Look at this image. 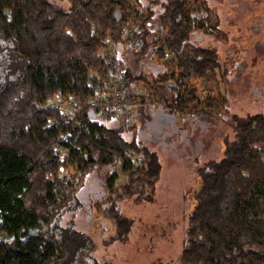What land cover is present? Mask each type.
I'll list each match as a JSON object with an SVG mask.
<instances>
[{
    "label": "trees",
    "instance_id": "16d2710c",
    "mask_svg": "<svg viewBox=\"0 0 264 264\" xmlns=\"http://www.w3.org/2000/svg\"><path fill=\"white\" fill-rule=\"evenodd\" d=\"M159 6L153 12L127 0H0V229L12 236L0 240V264H95L90 235L59 223L63 207L77 199L67 172H80L81 181L96 165L123 170L118 183L105 171L107 191L97 202L115 226L109 239L129 230L116 198L152 199L157 153L125 139L124 124L104 122L120 106L92 104L107 100L108 77L120 83L122 106L132 99L126 86L144 79L116 52L128 25V42L167 64L155 80L173 92V108L226 110L224 78L237 48L223 39L222 59L214 45L194 38L211 28L191 18L190 0ZM60 104L73 107L76 118L67 120ZM197 178L178 263L264 264V110L238 123L223 156L198 166ZM41 224L47 229L34 232Z\"/></svg>",
    "mask_w": 264,
    "mask_h": 264
},
{
    "label": "rangeland",
    "instance_id": "374dc122",
    "mask_svg": "<svg viewBox=\"0 0 264 264\" xmlns=\"http://www.w3.org/2000/svg\"><path fill=\"white\" fill-rule=\"evenodd\" d=\"M62 1L67 4V0ZM127 1L148 4L153 12L161 10V0ZM190 2L193 5L191 18L198 22L202 18L211 28L207 36L201 35L199 30L194 32V38L202 44L214 45L222 59L227 57L224 40L232 42L238 50L236 55H230L233 65L224 78L226 110L197 115L173 108L170 100L173 92L161 78L155 80L167 64L160 61L157 54L146 51L148 49L142 51L134 42L129 43L127 38L132 27L128 25L125 40L116 52L121 53V58L132 70H142L144 79L137 78L126 86L131 102L124 99L125 105L120 104L116 113L104 122L116 126L124 124V138H135L155 151L161 170L150 201L135 204L125 198H116L120 213L129 220L128 233L122 239H109L115 226L99 212L97 202L107 191L103 180L105 171L118 183L123 180V170L117 166L96 165L81 181L80 172H67V181L76 186L77 199L63 207L59 223L90 235L97 244L92 252L95 264H179L177 257L189 223L192 193L198 185V166L222 157L225 145L234 138L238 123L249 114L264 110V0ZM4 58V52L0 51V63ZM3 71L4 66H1L0 73ZM107 80L109 87L114 78ZM94 102L98 103V99ZM100 117L98 114V119ZM131 160L134 162L132 157ZM47 227L41 224L33 231L42 232ZM1 239H12V236L3 228L0 229Z\"/></svg>",
    "mask_w": 264,
    "mask_h": 264
},
{
    "label": "built area",
    "instance_id": "2783aa9c",
    "mask_svg": "<svg viewBox=\"0 0 264 264\" xmlns=\"http://www.w3.org/2000/svg\"><path fill=\"white\" fill-rule=\"evenodd\" d=\"M120 83L118 80L114 79V81L109 85L108 87V98L106 101H102L98 98V103L92 102V104L99 105V106H106V105H118L123 104V100L121 97V89H120ZM66 104H60L58 105V108H60L64 114L66 115L67 120H73L76 118V110ZM59 149H62L61 147H58ZM61 151V150H60ZM64 152H69V149H63Z\"/></svg>",
    "mask_w": 264,
    "mask_h": 264
}]
</instances>
